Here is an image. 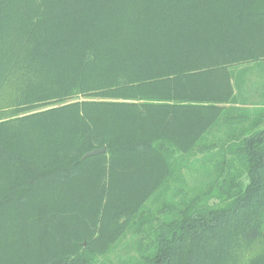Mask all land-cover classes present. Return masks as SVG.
Masks as SVG:
<instances>
[{"label":"trees","instance_id":"obj_1","mask_svg":"<svg viewBox=\"0 0 264 264\" xmlns=\"http://www.w3.org/2000/svg\"><path fill=\"white\" fill-rule=\"evenodd\" d=\"M263 125L264 0H0V264H264Z\"/></svg>","mask_w":264,"mask_h":264},{"label":"water","instance_id":"obj_2","mask_svg":"<svg viewBox=\"0 0 264 264\" xmlns=\"http://www.w3.org/2000/svg\"><path fill=\"white\" fill-rule=\"evenodd\" d=\"M105 153H106V149L105 148H103V149H97V150H94L92 152L87 153L83 157V159L90 158V157H94V156H98V155L105 154Z\"/></svg>","mask_w":264,"mask_h":264},{"label":"rangeland","instance_id":"obj_3","mask_svg":"<svg viewBox=\"0 0 264 264\" xmlns=\"http://www.w3.org/2000/svg\"><path fill=\"white\" fill-rule=\"evenodd\" d=\"M253 80H255V79H253ZM263 126H264V125H263ZM134 244H136V241L134 240L133 237H130V238L126 241V246H127L128 249H130L131 246H133ZM130 245H131V246H130ZM134 246H135V245H134ZM125 251H126V250H125ZM121 252H123V250L119 248L118 253H121Z\"/></svg>","mask_w":264,"mask_h":264}]
</instances>
